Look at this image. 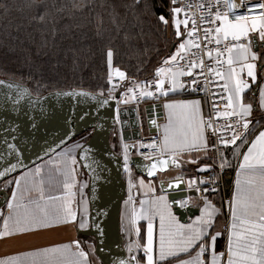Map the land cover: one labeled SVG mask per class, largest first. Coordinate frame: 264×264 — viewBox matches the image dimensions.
Masks as SVG:
<instances>
[{
	"label": "snow or ice",
	"instance_id": "1",
	"mask_svg": "<svg viewBox=\"0 0 264 264\" xmlns=\"http://www.w3.org/2000/svg\"><path fill=\"white\" fill-rule=\"evenodd\" d=\"M26 3L43 9L37 19L44 22L49 5L38 0ZM128 7L145 22L154 18L158 32L165 36L171 32V47L158 60L152 78L141 80L115 66V53L108 48L106 89L95 94L76 90L55 94L90 97L100 106L114 101L117 121L121 104L138 107L150 100L164 110L163 124L158 122L159 114L149 119L159 138L122 143L129 243L127 258L115 264H264V0H200L196 4L168 0L166 11H157L154 0H133ZM0 88L6 89L0 92V190H10L7 212L0 208V240L61 225L75 226L82 233L94 227L103 238L99 218L92 219L83 199L88 184L78 179V165L93 170L90 149L79 142L64 148L61 141L29 162L25 152L37 130L33 111L41 106L40 97L23 84L0 80ZM250 92L258 93L257 108L246 102ZM199 94L203 98H178ZM205 103L211 104L207 115ZM24 120L30 121L27 129ZM133 150L147 161L143 165L147 182L143 176L133 180ZM229 151L232 160L226 154ZM233 160L238 168L234 189L218 205L219 173H212L231 168ZM173 169L178 174L160 179ZM204 173L209 175H200ZM57 186L58 192L51 191ZM140 190L143 198L137 207L135 195ZM175 190L191 194L170 199L169 192ZM185 216L190 218L187 222ZM141 221H146L143 241ZM96 252V245L77 239L6 255L0 264H103Z\"/></svg>",
	"mask_w": 264,
	"mask_h": 264
},
{
	"label": "trees",
	"instance_id": "2",
	"mask_svg": "<svg viewBox=\"0 0 264 264\" xmlns=\"http://www.w3.org/2000/svg\"><path fill=\"white\" fill-rule=\"evenodd\" d=\"M45 2L49 15L40 22L43 9L29 8L26 0H0V78L25 84L36 96L106 89L108 48L115 66L150 79L171 47V32H158L154 18L150 23L138 18L128 7L133 0H38ZM154 3L157 11H166L168 0Z\"/></svg>",
	"mask_w": 264,
	"mask_h": 264
},
{
	"label": "water",
	"instance_id": "3",
	"mask_svg": "<svg viewBox=\"0 0 264 264\" xmlns=\"http://www.w3.org/2000/svg\"><path fill=\"white\" fill-rule=\"evenodd\" d=\"M0 80L22 84L9 79L0 78ZM72 90L87 91L84 89L56 90L39 96L43 112L40 111V107L33 111L37 130L28 140L25 156L30 162L37 159V154L43 156L49 146H55L63 141L62 147H66L85 132H91L83 145L90 149L89 157L93 170L81 167L89 180L87 195L90 215L93 220L99 218L100 226L104 229V236L100 238L94 227L91 231L82 234L94 238L97 247L96 255L103 264H115L116 260L127 258V243L125 235L121 232V210L127 198V182L126 173L123 171L122 155L113 148L111 135L115 129H118L123 141L129 144L137 143L145 130H148L150 134L156 132V129L150 127L149 119L159 114L158 122L161 121L162 108L157 103L151 104L143 110L140 109L139 114L136 107H120V118L117 121L114 101L107 106H100L90 97L55 95L57 92ZM3 91L6 89L0 88V92ZM33 96L36 95L33 94ZM153 108L155 111H150ZM23 123L27 129L30 121L24 120ZM133 153L134 150L131 154L134 171L147 178L143 170V165L147 161ZM79 157L80 150H77V158ZM93 176L96 178L93 179ZM190 194L175 190L169 192V198L172 199L173 196L179 198ZM8 196L9 192L0 190V208L5 209ZM188 219V216L183 217L184 222Z\"/></svg>",
	"mask_w": 264,
	"mask_h": 264
},
{
	"label": "crops",
	"instance_id": "4",
	"mask_svg": "<svg viewBox=\"0 0 264 264\" xmlns=\"http://www.w3.org/2000/svg\"><path fill=\"white\" fill-rule=\"evenodd\" d=\"M178 98H180V99H201V97H197L194 95L181 96ZM150 102H148V104H146L145 107L151 105ZM246 102L252 103L254 108H257V106L259 104L258 93H256V94H253L251 92L247 93L246 94ZM204 112H205V114L207 113L206 103L204 104ZM161 114H162L161 115L162 117H161V121H159V123L163 124L164 123V119H163L164 110L163 109H162ZM156 132L159 133L158 130H156ZM144 134L145 135L149 134L148 130H145ZM226 154L228 155L229 159L232 160V157H231L232 153L229 151ZM208 162L211 163V161H208ZM77 168H78V179H79L80 183L83 184L86 182L88 184V182H89L88 177L85 174V172L83 171L82 167L80 165H78ZM237 172H238V168L236 167V161L233 160V166L231 168L226 169V171L223 170L222 172H220V170L217 168L212 173V175H215L216 173H219V175L222 174L223 178H224L225 186L227 187V189H230V191L232 193L233 189H234V182L236 179ZM176 174H178L177 170L173 169V170H170V172L168 174H162L160 176V179L169 180ZM200 175L207 176L209 174L204 173V174H200ZM140 177H142V176L137 175L136 180ZM51 191L58 192V186L53 187L51 189ZM136 191L137 190L134 189L133 194H135ZM140 192H141L140 195H135V199L137 201V207H139V203H138L139 200L143 198L142 190H140ZM157 194H159L158 184H157ZM128 195H129V192H128V184H127V198H128ZM127 198H126V200H127ZM83 199L87 200L88 206H89V212H90V205H89V200H88V195H87V188L83 189ZM221 199H223L221 194L216 196V202L218 205H219V201ZM80 200H81V197L79 195V185H78V187H77V205H79ZM125 201L122 204V210H121V232L125 235V241L128 245V243H129L128 237L129 236L126 234L127 220L125 218V212H126ZM75 206L76 205H74V207ZM81 210H82V208H81ZM4 211H5V213L7 212L6 207H5ZM141 224L143 226V232H142V241H143L144 236H145V232H146V221H141ZM158 225H159V222L157 219V221H156L157 239H158ZM0 226H2V223H0ZM223 226H224L223 222H221L220 227H223ZM77 239L84 241L85 244L92 243V240H94V238L85 236L82 234V232L77 231L76 227L72 226V225H66V226L61 225V226H57L54 229H43L37 233L19 235V236L8 238L6 240H0V258H3L6 255L20 254V253H24V252L38 250V249H41L44 247H51V246H56V245L62 244V243H69V242H71L73 240H77ZM94 245H95V240H94Z\"/></svg>",
	"mask_w": 264,
	"mask_h": 264
},
{
	"label": "rangeland",
	"instance_id": "5",
	"mask_svg": "<svg viewBox=\"0 0 264 264\" xmlns=\"http://www.w3.org/2000/svg\"><path fill=\"white\" fill-rule=\"evenodd\" d=\"M152 78V77H151ZM148 102H150V100L149 101H147V102H143V106H141V110H143L144 109V107H145V105L146 104H148ZM151 103V102H150ZM152 104V103H151ZM156 104V103H155ZM121 105H123V104H121ZM90 131H87V132H85L84 134H82L81 136H79L77 139H74L70 144H68L65 148H68V147H70V146H72L73 144H75V143H77V142H79V143H81V144H83L85 141H86V139L89 137V135H90ZM150 134V133H149ZM148 135V134H147ZM121 133L118 131V129H115L114 131H113V133H112V135H111V144H112V146H113V148L117 151V152H119L121 155H122V143H126L125 141H123V139H121ZM138 143V142H137ZM133 155H137L136 154V151H134V153H133ZM46 174H47V172H48V169L46 168ZM132 175H133V180H134V182H135V180H136V177H137V173L134 171V169H133V167H132ZM138 176H141V175H138ZM125 180H126V182H127V184H128V176H127V174H125ZM146 180V182H147V180L148 179H145ZM133 193H134V189H133ZM142 232H143V226H142V224H141V240H142ZM129 238V237H128ZM131 240L132 241H135L136 240V236H135V233L133 232L132 233V236H131ZM91 244H94V240H92V243Z\"/></svg>",
	"mask_w": 264,
	"mask_h": 264
},
{
	"label": "built area",
	"instance_id": "6",
	"mask_svg": "<svg viewBox=\"0 0 264 264\" xmlns=\"http://www.w3.org/2000/svg\"><path fill=\"white\" fill-rule=\"evenodd\" d=\"M187 2L189 3H192V4H196V3H199L200 0H187ZM237 2H239V0H237ZM253 2H255V0H253ZM193 11H195V9H193ZM151 79V78H150ZM149 79V80H150ZM209 87H212L211 85ZM194 96H197V97H201L203 98V94H199V95H194ZM207 99H210V94H209V97ZM152 104H155V102L151 101ZM143 103H141L138 107L137 105L135 104H129V105H120V107H136L138 109V113L140 114V109H141V106ZM207 105V113L211 110V104L210 103H206ZM206 113V115H207ZM159 133L155 132V133H152V134H148V135H145L143 134L142 135V138L138 141V143L140 141H144V142H147L149 141L151 138H159ZM141 157V156H140ZM218 180H219V186H220V189H221V196L223 198V200H227L231 194V191L230 189H227V187L225 186V183H224V178H223V175L220 174L218 175Z\"/></svg>",
	"mask_w": 264,
	"mask_h": 264
}]
</instances>
